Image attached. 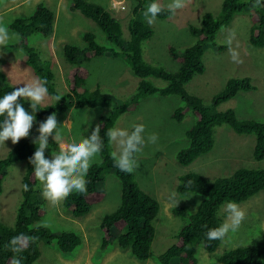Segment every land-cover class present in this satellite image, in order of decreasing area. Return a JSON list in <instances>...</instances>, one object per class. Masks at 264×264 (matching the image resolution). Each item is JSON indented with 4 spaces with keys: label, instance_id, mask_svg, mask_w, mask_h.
<instances>
[{
    "label": "rangeland",
    "instance_id": "374dc122",
    "mask_svg": "<svg viewBox=\"0 0 264 264\" xmlns=\"http://www.w3.org/2000/svg\"><path fill=\"white\" fill-rule=\"evenodd\" d=\"M107 9L111 15L120 21L123 41L128 40V22L131 18V0H88ZM170 0H158L164 8ZM222 0H184L185 7L179 9L167 19L155 20L151 27L154 34L151 39L142 44V58L151 65L174 71L177 63L169 54V48L176 50L177 54L193 43L189 26L200 27V20L205 12L217 14ZM44 4L56 15L53 34L48 41L38 37L35 40L36 49L41 53V61L46 64L53 63L54 69L61 81L60 87H55L57 94H65L64 81L66 66L62 56V46L70 43L83 47L82 35L91 32L96 42L108 49L114 47L106 39L105 34L90 19L79 12H70V0H0V23L7 27L10 21L18 16L29 15L37 4ZM264 8V0H262ZM65 20V21H63ZM9 28V27H8ZM251 21L248 10L236 14L230 24L221 28L212 42L206 44L203 56L204 72L195 75L186 85L189 93L198 96L204 104L210 105L212 98L223 89L225 83L231 78H250L254 89L249 92H240L233 99L222 103L216 109L219 112L232 109L239 119L264 121V47H253L249 43ZM74 31V32H73ZM10 33H13L9 30ZM232 36L231 47L239 52L242 63L231 60L228 52L227 40ZM64 37V38H63ZM10 43L8 49L0 54V70L8 82L14 86L23 87L24 83L38 80L32 69L26 65L24 53ZM210 45V46H208ZM12 46V47H11ZM221 49V50H220ZM52 67V65H51ZM88 76L85 89L92 91L96 87L101 93L110 97V108H81L70 109L64 116H57L61 136L54 140L59 146L79 142L90 136L91 131L99 124V117L115 105L130 101L137 93L140 79L130 70L125 57L110 55L93 58L86 65ZM147 81L155 82L152 78ZM162 85L161 82H155ZM65 88H64V87ZM64 89V90H63ZM54 103L52 96H47L41 106ZM55 105V103H54ZM180 105L175 96L160 97L158 95L141 98L136 108L132 107L122 113L112 129L130 131L134 124L145 126V139L151 133L158 134L155 144H146L143 151L137 154L138 166L132 172L135 182L159 203V213L154 221L155 235L151 247V257L146 261H138L127 250L116 245L102 249V232L100 222L104 215L113 212L120 203V182L113 170H106L102 194L103 198L93 205L90 212L79 218L73 217L63 207L62 202L52 206L41 194L40 182L37 188L43 200L45 214L40 224L47 222L46 227L51 233L57 235L61 232H74L81 237V245L71 254H62L55 243L45 244L38 242L40 256L33 264H159L156 261L158 254L173 243V235L183 224L184 219L173 213L177 206L190 209L198 202L194 195H182L176 191L179 177L196 172L206 179L226 177L239 168L264 169V159L255 161L252 157L254 149V136L238 135L228 126L215 128L214 147L212 150L197 158L188 166H181L176 161V153L186 147L185 131L194 122V117L188 113L177 123L171 119V114ZM36 120L30 130L29 136L37 132ZM89 124L91 127H89ZM16 145V144H15ZM11 140L0 143V159L7 155L15 146ZM35 147H37L35 145ZM60 149V148H59ZM116 145L109 143L108 155L116 151ZM60 150L46 148L45 154L52 159V152ZM100 156V155H99ZM97 157V162H100ZM102 159V158H101ZM25 170V162L11 166L3 181L0 194V222L12 226L17 208L21 202V179ZM224 204L218 211L222 224L226 219ZM246 213L245 220L239 230L229 233L219 248L208 254L203 249L197 250L198 264H210L225 250L237 246H254L262 253L264 264V190L250 198L248 201L237 204Z\"/></svg>",
    "mask_w": 264,
    "mask_h": 264
},
{
    "label": "trees",
    "instance_id": "16d2710c",
    "mask_svg": "<svg viewBox=\"0 0 264 264\" xmlns=\"http://www.w3.org/2000/svg\"><path fill=\"white\" fill-rule=\"evenodd\" d=\"M131 2L129 37L127 41H123L120 21L107 9L88 0H70V10L77 11L93 21L105 34L108 42L119 48L120 52L114 48L106 51L105 47L96 42V37L91 32L82 35L83 47L64 44L62 56L66 66L65 94L56 93L55 87L59 88L61 81L53 63L46 64L41 61V53L35 47L37 40L33 42L35 37L45 41L50 39L54 30V12L46 5L38 3L29 15L13 18L8 29L19 35V40L14 42V46L24 53L25 63L32 69L36 78L46 81L48 95L53 97L55 103L49 106L38 105L35 113L37 128L39 123L53 112L57 116H63L70 109L111 107L110 97L101 93L99 87L90 92L85 89L88 76L85 67L93 58L106 55L115 58L120 54L128 61L132 73L140 79L137 93L130 101L115 105L109 113L107 111L99 117L100 135L103 139V148L99 155L102 159L100 158L99 163L92 164L85 177L88 181L87 192L84 194L73 192L62 201V205L75 218L87 215L92 206L103 198L102 189L106 170H113L120 182V203L113 212L104 215L101 219L102 249L116 245L127 250L136 260L146 261L151 257L155 235L154 221L160 206L155 198L138 186L132 173L122 172L114 166L113 159L108 155V139L105 132L114 127L122 113L132 107L136 108L141 98L153 95L175 96L179 99L180 105L172 112L171 119L180 123L188 113L194 117V122L184 133L186 147L180 149L175 156L179 165L188 166L200 156L209 153L214 147L215 128L222 125L228 126L238 135L254 136L252 157L255 161L263 160L264 121L239 119L232 109L223 112L216 110L220 104L233 99L240 92L253 90L254 86L250 78L229 79L223 89L212 98L210 105L204 104L198 96L189 93L186 85L195 75L204 72L203 56L206 44L212 42L217 32L229 25L233 17L243 10H248L251 21L250 45L257 48L264 47V8L262 0L256 7H253L256 0H222L217 14L205 12L201 17L200 27L189 26L193 38L190 46L181 54H177L174 48H169L170 57L177 63V67L174 71H168L148 64L142 58V44L154 34L143 12L154 0H131ZM171 15L172 13L165 8L156 20L167 19ZM148 78L161 82L162 85L151 83L147 81ZM15 88L18 87L9 83L5 73L0 70V98ZM21 102L26 110L31 112L29 104ZM2 119L3 117H0V120ZM37 135L38 132L34 131L27 138L21 139L0 159V194L9 168L19 162H25L20 188L21 202L17 208L15 221L12 226L0 222V264H11L15 254L6 250L5 245L11 238L21 233L30 238L26 249L19 254L22 256V264H33L38 260L39 241L45 244L55 243L58 251L68 255L82 242L77 233L61 232L55 235L40 224L45 214L44 204L37 188L38 180L35 179L32 165L29 163V158L36 150L32 140ZM49 147L60 150V146L51 137ZM45 157L48 158L46 154ZM25 185H28V191H25ZM263 190L264 169L242 167L229 176L213 180L206 179L196 172L180 176L176 191L182 195H194L198 198V202L190 209L177 206L172 210L184 221L173 235V243L158 254L156 261L159 264H198L196 254L199 248L208 254H213L221 244V241H208L205 236L209 228L222 224L218 214L219 209L229 202L244 203ZM210 264H262V253L254 246H237L225 250Z\"/></svg>",
    "mask_w": 264,
    "mask_h": 264
},
{
    "label": "clouds",
    "instance_id": "9594fccd",
    "mask_svg": "<svg viewBox=\"0 0 264 264\" xmlns=\"http://www.w3.org/2000/svg\"><path fill=\"white\" fill-rule=\"evenodd\" d=\"M260 0H256L253 7L259 6ZM185 7L184 0H170L166 5L167 10L175 14L179 9ZM165 8L158 2L148 4L143 12L149 25L153 24L156 17ZM19 35L10 33L3 23H0V54L8 49L10 43L18 41ZM229 45L228 52L231 60L235 63H242L239 52L231 47L232 36L227 40ZM48 96L46 81L35 80L24 83L23 87L15 88L0 98V143L11 140L12 144H17L21 139L27 138L33 123L36 120L35 113L38 105L44 102ZM59 99V98H58ZM21 101L27 102L31 112L26 110ZM65 123L64 125H66ZM62 125V126H64ZM57 122V114L53 112L39 123L37 128L38 135L32 140L36 145L34 154L29 158L32 171L36 180L40 182L41 194L52 206L59 205L73 192L84 194L87 192L86 176L93 163L97 162V157L103 148V139L99 124L91 131L90 136L83 138L79 142L61 144L58 153L52 152V159L45 157V150L49 147V138L54 140L60 138V128ZM89 127L91 125L89 124ZM145 126L134 124L131 131L123 129H108L105 135L108 142L114 143L117 150L111 153L114 166L125 173H132L138 166L137 154L141 153L146 144H155L158 134L151 133L145 139ZM28 191V185L24 186ZM226 219L223 224L215 228H209L205 236L208 241H225L229 233L239 230L245 220L246 213L237 204L229 202L225 206ZM42 227H48L47 222L42 223ZM30 242V238L21 233L11 238L6 250L15 255L11 264H22V253Z\"/></svg>",
    "mask_w": 264,
    "mask_h": 264
},
{
    "label": "crops",
    "instance_id": "0c3cea01",
    "mask_svg": "<svg viewBox=\"0 0 264 264\" xmlns=\"http://www.w3.org/2000/svg\"><path fill=\"white\" fill-rule=\"evenodd\" d=\"M69 10H70V8H69ZM70 12H73V11L70 10ZM55 19H56V15H55ZM55 19H54V20H55ZM63 21H65V20H63ZM55 22H56V20L54 21V26H55ZM73 32H74V31H73ZM52 34H53V33H52ZM63 38H64V37H63ZM68 112H69V111H68ZM68 112H66L64 115H66ZM64 115H63V116H64Z\"/></svg>",
    "mask_w": 264,
    "mask_h": 264
}]
</instances>
